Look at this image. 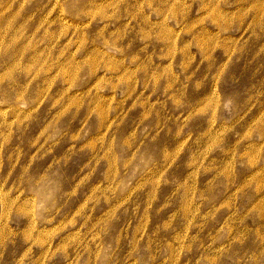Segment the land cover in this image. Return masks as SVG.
I'll return each instance as SVG.
<instances>
[{
  "label": "rangeland",
  "instance_id": "rangeland-1",
  "mask_svg": "<svg viewBox=\"0 0 264 264\" xmlns=\"http://www.w3.org/2000/svg\"><path fill=\"white\" fill-rule=\"evenodd\" d=\"M0 264H264V0H0Z\"/></svg>",
  "mask_w": 264,
  "mask_h": 264
}]
</instances>
